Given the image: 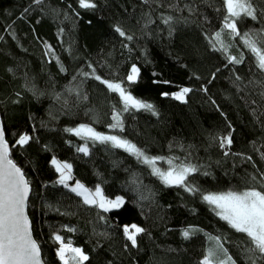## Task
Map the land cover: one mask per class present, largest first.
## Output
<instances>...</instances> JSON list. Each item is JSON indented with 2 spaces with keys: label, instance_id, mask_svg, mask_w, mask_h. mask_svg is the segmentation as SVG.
<instances>
[{
  "label": "trees",
  "instance_id": "1",
  "mask_svg": "<svg viewBox=\"0 0 264 264\" xmlns=\"http://www.w3.org/2000/svg\"><path fill=\"white\" fill-rule=\"evenodd\" d=\"M93 2L84 9L78 0H0V116L10 158L30 185L27 213L44 263L62 264L58 234L84 251V264H200L210 236L236 264H248L247 236L202 199L264 183V71L227 30L228 51L213 47L226 15L222 0ZM251 3L256 19L241 17L237 29L261 34L264 47V0ZM229 56L243 59L235 64ZM133 65L139 75L130 82ZM103 80L121 83L155 114L123 111ZM185 87L192 91L176 100L172 93ZM114 110L122 130L109 127ZM80 125L128 140L148 156L190 163L198 170L187 184L199 191L165 186L123 148L67 131ZM24 134L28 143L16 144ZM229 134L232 143L222 148ZM84 143L87 154L77 150ZM53 158L71 165L67 184L99 186L124 204L107 212L85 204L57 182ZM131 224L145 229L135 247L123 231ZM184 230L192 232L187 239Z\"/></svg>",
  "mask_w": 264,
  "mask_h": 264
},
{
  "label": "snow or ice",
  "instance_id": "2",
  "mask_svg": "<svg viewBox=\"0 0 264 264\" xmlns=\"http://www.w3.org/2000/svg\"><path fill=\"white\" fill-rule=\"evenodd\" d=\"M36 2L39 3L40 0H36ZM78 2L79 6L84 9L96 7L93 0H78ZM222 3L226 10V15L221 31L214 35L213 47L219 44L221 49L225 52L228 51L222 39V34L227 30L228 35L240 37L256 58L257 67L264 71V47L260 46L261 34H241L237 29V21L241 17L247 16L256 19V10L251 0H222ZM170 19L171 17H168L165 23ZM116 31L121 36L125 35L119 28ZM262 33H264V30H262ZM128 39H132V37L129 36ZM228 59L232 63L239 64L242 62L243 57L229 56ZM138 75L139 69L133 65L127 80L134 82ZM95 78L97 80L101 79L99 76ZM101 82L110 91L119 94L124 104L123 111L126 112L130 108H135L152 111L155 114L153 105L136 99L122 87L121 83L107 80ZM164 83L168 82L165 81ZM190 91H192L190 88H181L178 92L172 93V96L176 100L183 102ZM163 95H168V93H163ZM112 119L114 122L109 127L122 130L121 113L114 110ZM67 131L74 132L78 136L84 135L94 141L111 142L114 147L124 148L135 155L142 163L148 165L152 170V175L157 176L165 186H180L189 192L199 191L187 184L189 175L198 170L190 163L181 162L176 164L174 163L176 158L150 157L130 141L116 135H104L88 125H80L78 128L67 129ZM29 139L30 137L26 134L20 135L16 144L24 145L28 143ZM231 143V134L222 137L220 140L222 148L226 145H231ZM77 150L85 154L88 152L86 146ZM159 160H166L169 165L167 170H162L156 166V162ZM51 163L55 166L56 171L60 173V178L57 182L68 187L67 180L71 179V165L67 163L61 164L55 158H53ZM71 190L81 195L85 204L97 205L105 212L111 209H118L124 204L123 197L117 196L114 200L105 197L99 186L92 193L77 181L76 186ZM29 192V182L25 179L22 170L10 158V147L5 139L4 129L0 127V264H43L40 246L32 238L31 224L25 212ZM202 199L209 205L214 206L213 210L216 215L226 221L232 229L247 236L250 245L245 249L248 264H264V183L261 184L260 190L252 187L242 192H209L203 194ZM69 231H72V229H69ZM123 231L127 240L135 247L138 235L143 233L145 229L137 224H131L125 225ZM182 234L187 239L192 232L184 230ZM53 238L60 245L56 250V255L62 264H84L88 260V256L84 251L79 247H73L70 240L65 243L64 239L58 234H55ZM209 239L215 242L214 247H210L207 250L200 264H236L235 260L228 255L227 249L220 243L219 237L210 236Z\"/></svg>",
  "mask_w": 264,
  "mask_h": 264
},
{
  "label": "rangeland",
  "instance_id": "3",
  "mask_svg": "<svg viewBox=\"0 0 264 264\" xmlns=\"http://www.w3.org/2000/svg\"><path fill=\"white\" fill-rule=\"evenodd\" d=\"M79 126H77V127H75V128H78ZM75 128H73V129H75ZM72 133H74V132H72ZM75 134V133H74ZM76 135V134H75ZM104 135H106V134H104ZM78 136V135H77ZM79 137H81V138H83V139H87V140H92V139H89V138H87L86 136H84V135H80ZM87 147L88 148V146H87V144L86 143H84V144H82L81 145V147ZM80 147V148H81ZM121 148V147H120ZM124 149V148H123ZM125 150V149H124ZM150 157H152V156H150ZM166 158V157H165ZM174 163H176V164H179L180 162H177V161H175L174 160ZM156 166L157 167H160L162 170H167V168L169 167V165L167 164V162H166V160H159V161H157L156 162ZM68 181V180H67ZM76 186V183L75 184H73V183H68V187L70 188V189H72L73 187H75ZM85 187V186H84ZM85 188H87V187H85ZM88 189V188H87ZM90 190V192H92V193H94L95 192V189H89ZM77 193V192H76ZM81 196V195H80ZM82 197V196H81ZM82 199H83V197H82ZM115 199V198H114ZM114 199H111V200H114ZM84 200V199H83ZM211 207H212V205H211ZM213 208H214V206H213ZM214 244H215V242L214 241H212V240H210L209 239V247H208V249L210 248V247H214Z\"/></svg>",
  "mask_w": 264,
  "mask_h": 264
},
{
  "label": "water",
  "instance_id": "4",
  "mask_svg": "<svg viewBox=\"0 0 264 264\" xmlns=\"http://www.w3.org/2000/svg\"><path fill=\"white\" fill-rule=\"evenodd\" d=\"M0 127H2L3 128V125H2V120H1V116H0ZM6 139V138H5ZM18 167V166H17ZM23 172V171H22ZM25 179H26V177H25ZM29 187H30V185H29ZM29 196H30V192H29V195H28V199H29ZM27 203H28V200H27ZM25 212H26V214H27V216H28V213H27V206H26V208H25ZM28 218H29V216H28ZM29 221H30V219H29ZM30 224H31V222H30ZM31 234H32V238L34 239V237H33V233H32V228H31ZM43 260V259H42ZM43 264H45L44 263V261H43Z\"/></svg>",
  "mask_w": 264,
  "mask_h": 264
}]
</instances>
